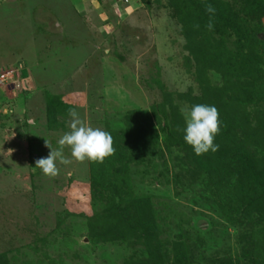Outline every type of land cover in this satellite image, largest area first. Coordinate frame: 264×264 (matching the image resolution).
Masks as SVG:
<instances>
[{"label":"rangeland","instance_id":"1","mask_svg":"<svg viewBox=\"0 0 264 264\" xmlns=\"http://www.w3.org/2000/svg\"><path fill=\"white\" fill-rule=\"evenodd\" d=\"M256 3L0 0V264H150L153 253L160 264H214L264 243V195L251 189L264 172ZM217 53L222 61L210 58ZM230 67L250 97L240 112L248 122L238 131L221 123L228 137L214 143L230 154L216 162L233 160L209 190L194 172L181 109L216 107ZM71 109L109 132L115 151L100 165L65 146L71 163L46 176L35 163L70 131ZM94 175L116 194L102 195Z\"/></svg>","mask_w":264,"mask_h":264},{"label":"clouds","instance_id":"2","mask_svg":"<svg viewBox=\"0 0 264 264\" xmlns=\"http://www.w3.org/2000/svg\"><path fill=\"white\" fill-rule=\"evenodd\" d=\"M207 10L210 13L215 11L211 6ZM208 27L211 29L212 25L209 24ZM69 115L72 118L69 124L70 131L65 132L58 140L59 147L53 149L46 142V146L50 149L49 155L38 159L35 163V167L46 176H57L60 171L58 164L71 163V160L64 155L65 146L70 147L72 158L80 162L88 160L102 163L115 151L113 138L109 132L86 125L75 109H71ZM181 115L184 120L183 139L193 148L195 154L202 155L218 150L219 145L214 141L221 131L222 122L214 105L200 103L183 107Z\"/></svg>","mask_w":264,"mask_h":264},{"label":"trees","instance_id":"3","mask_svg":"<svg viewBox=\"0 0 264 264\" xmlns=\"http://www.w3.org/2000/svg\"><path fill=\"white\" fill-rule=\"evenodd\" d=\"M255 8L258 10H262L264 12V0H257ZM222 56H223V54L217 53V54H214L213 56L211 55L210 58H212V60L214 59L217 61H222L223 60ZM231 69L233 70V72L231 71ZM229 71H228V73L230 75L229 77H232V79L229 81L228 86L227 87L224 86V89H222V91L220 93V97L223 94H227L229 97H227L226 99L219 97V99L216 98L214 100L216 101V108L219 109L220 111H223V113L220 114V120H222L221 121L222 127L228 126L229 127L228 129L233 128L234 130L238 131V130H240L241 127H243V125L246 128L245 122H248V121L241 119L242 116H241L240 112L246 111L245 110L246 108L243 107V104L246 106V103L248 102V99H250V97L247 100H245L244 97L247 98L248 96L241 95V92H246V91L245 90L243 91L242 83H240L238 80L237 75H238L239 71H235V67H233V68L230 67ZM234 84L236 86L235 88H233ZM224 100H226V102H224ZM167 131H169L168 128H167ZM219 133L222 136L228 137L227 133H229V132L225 128H222ZM173 135H177V133L174 132ZM174 139L176 141L175 145H177V146L180 145L181 142H179V140H178V135L174 136ZM226 147L219 145L218 150L215 152L209 151V152L204 153L202 155H197V154L194 155L195 156V162H196V165L193 166L194 172L200 173V178L204 179L205 184L209 187V190L211 189V187H213V185H215L217 180L219 178H221V176H219V175L221 173H222L221 175H223V171L225 172L226 170H228L227 168H229L231 166L229 164V162L231 160H233V158H230L231 160H229V162H226L225 166H223V167H221V165L219 166V163L221 162V160L224 161L225 160L224 157H226L228 154H230V151ZM242 156H244V155H242ZM258 159H263V158L261 157ZM216 161H219V163ZM222 169H223V171H222ZM254 174H255L253 177L254 185L252 186L251 189L254 188V190H255V188L256 189L259 188L260 189L259 193L261 195H264V172L261 169H258V170H256V173H254ZM173 176L175 178L174 181L178 182V180H179L178 176L177 175H173ZM197 176H198V174H197ZM91 181L94 185L97 186L99 192L102 195H107L106 192L114 193V195L116 194V190H115L116 187H114V184L112 186H109V185L106 186L105 180L104 179L101 180L100 176L94 175L91 178ZM216 199H217V197L215 198V200ZM216 202H217L218 206L220 207V209L225 211L226 205L224 204V202H222L220 200H217ZM240 211H242V210H241V208L238 207L236 210H231L229 215L234 216ZM257 211L259 213L258 219L262 220V216H260V215H263L262 211L258 208H257ZM139 212H140V215H143L141 211H139ZM226 213H228V210H226ZM101 234L97 230L90 233V235L92 237H99ZM249 244H250L249 248L245 247V250H243L242 253H240V254L238 253L235 257H233V259H231V258H229V259L226 258L225 260L217 259V260H215L214 264H239L240 258H243L241 260L246 261L245 264H264V243L260 242L259 244L258 243L256 244L255 241L253 242L250 240ZM155 260H161V262L164 263L162 261L163 259L160 258L158 253H153L151 255V258H150L148 263L158 264L159 262L158 263L154 262Z\"/></svg>","mask_w":264,"mask_h":264}]
</instances>
